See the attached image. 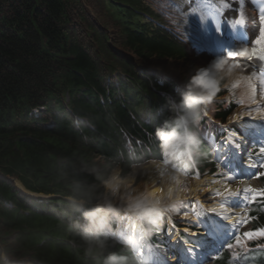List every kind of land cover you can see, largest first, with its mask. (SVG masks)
Wrapping results in <instances>:
<instances>
[{
	"label": "trees",
	"instance_id": "1",
	"mask_svg": "<svg viewBox=\"0 0 264 264\" xmlns=\"http://www.w3.org/2000/svg\"><path fill=\"white\" fill-rule=\"evenodd\" d=\"M146 12L159 18L144 0H0V264H103L111 254L136 264L128 247L99 232L93 244L108 247L89 255L81 235L89 221L68 198L94 208L114 167L127 174L160 159L193 108L200 111L193 130L205 122L198 97L181 96L173 81L160 85L161 76L145 67L202 80L184 42ZM211 105L224 120L225 105ZM199 141L192 144L196 169L213 171L210 147ZM14 179L54 196H26ZM250 217L253 230L264 228V198ZM215 264H264V239L251 243L244 263L225 252Z\"/></svg>",
	"mask_w": 264,
	"mask_h": 264
},
{
	"label": "bare ground",
	"instance_id": "2",
	"mask_svg": "<svg viewBox=\"0 0 264 264\" xmlns=\"http://www.w3.org/2000/svg\"><path fill=\"white\" fill-rule=\"evenodd\" d=\"M212 2L213 0H208L207 9L203 8L201 1H195L192 4L187 2L181 3L182 6L187 7L190 11V14L185 13V24L200 36L204 47L205 59L215 69L214 66H216L217 63H214L216 53L212 42L213 25L210 20L211 15H208L211 14L210 10L212 9H209V6ZM222 2L224 6L223 12L227 19L226 23L228 27L234 31L236 38L248 44H252L258 36V34L256 35L258 29L250 27L247 29L245 26H236L233 28L230 23L232 18H235L238 11L243 13L247 22H249L248 13L252 14V18L260 21V16L264 15V0H222ZM247 6H253L255 11L253 12L251 9H248ZM235 34H233V36ZM257 54L258 62H255V67L256 71L261 73L262 64L264 63V48L258 47ZM240 58L243 57L240 56ZM221 70L225 72V74H234V71L229 68L222 67ZM235 74L239 75V72L235 71ZM245 78L251 80L250 88L254 98L253 106L256 110L254 109L255 111L252 113L247 111L244 117L249 116L253 119H245L240 122V125L245 133H248L252 138H256L260 135L261 127H264V103L262 102L264 101V80L259 84L254 82L248 75H246ZM233 137L238 146L242 148L244 144L243 137L237 135L235 132L233 133ZM233 137L231 136L232 139ZM226 142L227 145H229L228 141ZM242 150L243 149L240 151ZM215 151L220 154L218 147H216ZM247 151H249V149H247ZM243 154L242 151L238 157H234L235 164L240 170L232 175V177H234L232 180L228 178L217 180L208 177L205 181H200L198 177L191 178L190 180L194 181V184L191 182V194H188L187 188L183 185L186 179L184 173L176 169L165 168L160 163H148L146 166H143L142 177L137 184L135 183L137 176H139L137 170L134 169V173L132 172L133 174L131 173L128 177L126 176L127 178L121 179L119 177L118 168L115 169L106 182L112 181L114 178L118 177V179L115 180V192L119 199L107 203L108 205L111 204V207H114L113 210L121 221L116 229V233L119 235V232L122 231L121 235L125 241L136 246L138 253L142 255L144 251L149 252L151 245L146 241L144 229L139 221L141 217H149V210L162 211L163 207L167 206L169 203L175 204L182 200H191L193 203L188 207L187 215L183 217L184 219L192 218V222H196L200 225V228H204L205 224L200 221L197 213L196 203L200 202L210 214L212 220L211 225L217 240L211 239L208 233L205 232H196L195 235H188L187 237L189 239L198 244L200 250L194 249L187 241L180 239L179 230L175 228V231H173V226L171 224L169 226V248L173 251L176 263L203 264V260L207 254L215 252V248L219 247L217 244L218 241L224 243L227 237L233 236L236 230L235 225L230 224L220 213L231 215L232 222L234 224L238 223V217L246 216L247 211V201H245L243 197L246 196L248 192L244 190L249 188L256 190L260 187L255 176L257 167H249V165L256 164L250 159L241 158ZM18 185L21 187L20 184ZM229 189L231 190L230 192ZM216 192H220L222 195H215ZM237 193H239V195H237ZM207 194L209 195V202H207L204 196ZM228 197L238 200L227 203L225 199ZM102 202L103 201H101V203ZM187 205L188 204L183 208H187ZM213 208H215L216 211H214ZM146 213L148 215H145ZM233 213L235 215H232ZM122 218H124L123 221ZM242 226L243 225H240L239 231ZM147 258L155 261L152 255L147 256Z\"/></svg>",
	"mask_w": 264,
	"mask_h": 264
},
{
	"label": "rangeland",
	"instance_id": "3",
	"mask_svg": "<svg viewBox=\"0 0 264 264\" xmlns=\"http://www.w3.org/2000/svg\"><path fill=\"white\" fill-rule=\"evenodd\" d=\"M152 1L154 3H156V5L158 6V8L155 7L156 10L159 13H162L163 17H167V21L170 24L174 25L175 28L177 29V31L179 33H181L183 36L186 37V40H187V43H188V54H189V56H190V58L192 59V62H193V66H192L193 72H198L200 75H204L205 77L214 76L216 79H221L223 77V75L218 74V73L216 74L214 68L212 67V65L205 59L204 47L202 45V41H201L200 36L197 33H195L194 31H192L189 27H187V25L184 22L185 13L186 14H190V11L187 9V7L182 6V3H180V7L176 8L174 5H171L166 0H152ZM189 2H190V0H189ZM158 9H160V10H158ZM193 33L196 35V37L192 35ZM214 67L216 69V66H214ZM205 73H206V75H205ZM232 82L226 81V83L223 86L218 85L219 86L218 89H216V91L212 93L214 95V97H215L221 90H225L227 88V89H229V93H228L227 97L217 98V101H221L222 99L227 98V100H229V101L238 102L239 106L234 111V114L232 115L233 117L231 116V117L228 118V122L227 123L230 124V125L239 123V121L242 118V116L247 113V110H244L243 107H241V106L248 107L249 108L248 111H250V113H252V112H254L256 110L255 107L253 106V103H254L253 99L254 98H252L253 96L252 97L250 96L251 93L249 95L248 92L245 90L244 84L239 82V80L234 82V83H232ZM241 102H242V104H239ZM262 102L264 103V101H262ZM263 108H264V106H263ZM203 111H204L205 115H207L208 106L206 104H204V106H203ZM263 123H264V121H263ZM223 131L224 130H220L219 133H222ZM231 132L232 131H229L228 135L233 137V133L234 132L233 133H231ZM262 132H264V127H263V131L261 130L260 134ZM233 140L235 141L234 137H233ZM243 142H244V140H243ZM259 147H264V136L263 135H262V138L259 140ZM259 153H261V151H259ZM262 153H264V152H262ZM217 154H219V152ZM258 159H259V161L262 164L263 160H264V155H263V158L259 157ZM233 163L235 164V161H233ZM229 164H231V163H229ZM235 166L237 168H239L236 164H235ZM262 168L264 169V167H262ZM135 170H136V168H135ZM137 171L139 172L138 174H139L140 177H139V179L136 180V184L140 181V179L142 177V168L140 170H137ZM219 172L221 173L222 170H220ZM133 173H134V170H133ZM225 173L227 174L226 178H228L229 175L232 176L235 172H232L229 169H226ZM119 177H120V173H119ZM127 177H125V178H127ZM104 188H105V191H104L105 200H103V202L100 203L99 205H108L107 203H111V202L115 201L116 199H119V198H117L118 195H117V193L115 191H109L105 186H104ZM207 197L209 198V195ZM106 199L107 200L109 199L110 202H108ZM206 200H207V202H209V199H206ZM228 201H231V199L229 198ZM231 202H233V201H231ZM168 205H174V204H170L169 203ZM112 208H114V207H112ZM170 209H172L171 206L167 207L166 210H170ZM114 222H115V220H113V223ZM146 228L148 230V233H151L150 234L151 235V240L155 243L156 239L158 237L155 234L152 233L150 227L147 226ZM248 228H249V226H245L243 228L244 232ZM209 262L211 264H213V258L210 259Z\"/></svg>",
	"mask_w": 264,
	"mask_h": 264
},
{
	"label": "clouds",
	"instance_id": "4",
	"mask_svg": "<svg viewBox=\"0 0 264 264\" xmlns=\"http://www.w3.org/2000/svg\"><path fill=\"white\" fill-rule=\"evenodd\" d=\"M200 119V111L196 108H193L187 112V114L182 119V131L179 133L180 135L186 134L192 141L193 145L199 144V136L193 130V126L198 123ZM118 177L114 178L112 181L106 182L105 187L109 191H115V180ZM72 202L75 204H79L84 206L89 203L88 199H81L79 197H71ZM76 211H81V208L78 207ZM84 216L89 221V226L81 233L83 239L89 242V248L86 250L89 255H99L106 250L108 245L105 244L104 241H95L93 244V237L96 233L102 231L105 227L106 220L100 214V209L93 208L89 211H85ZM103 264H129V261L125 257L118 256L116 254H111L107 256L104 260ZM136 264H140V261H136Z\"/></svg>",
	"mask_w": 264,
	"mask_h": 264
},
{
	"label": "snow or ice",
	"instance_id": "5",
	"mask_svg": "<svg viewBox=\"0 0 264 264\" xmlns=\"http://www.w3.org/2000/svg\"><path fill=\"white\" fill-rule=\"evenodd\" d=\"M259 19H260V26H259V29H258V36H257V38L255 39L254 43H255L256 46L264 48V15H261ZM247 23H248V22H247L246 19L244 18L243 13H241V12L238 11V12H237V15L235 16V18H232L230 24H231V26H232L233 28H235L236 26H243V25H245V24H247ZM219 27H220V26L217 27L218 30H219ZM253 51H255V49H253ZM246 53H247V49L245 48L243 52H238V51H235V50H234V51H229L227 55H228L229 57H237V56H243V55H245ZM247 58H248V59H251V56H247ZM223 63H224V61L221 60V61H220V64H223ZM205 75H206V73H205ZM196 79H200V77H197ZM260 151H261V152H264V147H261V148H260ZM249 167H258V166H257V165H249ZM259 167H264V164L260 165ZM259 175H264V172L259 173ZM233 178H234V177H232V176H230V175L228 176V179H229V180H232ZM230 191H231V190L229 189V192H230ZM244 191H245V192H248V193H252V192H255L256 190H255V189H251V188H249V189H245ZM215 195H222V193H220V192H216ZM237 195H239V193H237ZM260 197H261V198H264V192H260ZM256 198H257V197H255V196H252L251 199H249L248 196H244V197H243V199H244L245 201H248V202H254ZM188 203L191 205L193 202H192V201H189ZM222 207H223V206H222ZM213 210L216 211L215 208H213ZM185 215H187L186 212H185ZM220 215H221L224 219H226L230 224L235 225V229H236V230H235L233 236L235 237V239H236L237 242H239L241 239H250V238H253L255 235H262V236H264V230H261V232H259V233L245 232V233H243L242 235H238V234H237L238 231H239V227H240V225H244V224L250 222V218H249V217H246V216H240V217H238V221H239V222L234 224V223L232 222V216H231V215H225V214H222V213H220ZM232 215H235V214L233 213ZM158 218H159V217H158V214L153 213V215L150 217V222H151V223H156V221H157ZM173 231H175L174 226H173ZM183 231H184V233L186 234V236H188V235H195V234H196V232L190 231L188 228H185Z\"/></svg>",
	"mask_w": 264,
	"mask_h": 264
}]
</instances>
